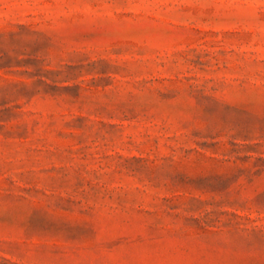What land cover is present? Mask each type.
<instances>
[{"label":"rangeland","instance_id":"374dc122","mask_svg":"<svg viewBox=\"0 0 264 264\" xmlns=\"http://www.w3.org/2000/svg\"><path fill=\"white\" fill-rule=\"evenodd\" d=\"M0 264H264V0H0Z\"/></svg>","mask_w":264,"mask_h":264}]
</instances>
